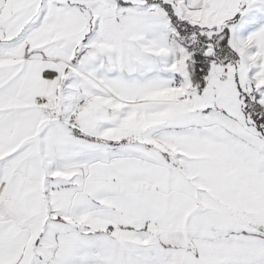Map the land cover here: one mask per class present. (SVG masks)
Masks as SVG:
<instances>
[{
	"label": "snow or ice",
	"instance_id": "1",
	"mask_svg": "<svg viewBox=\"0 0 264 264\" xmlns=\"http://www.w3.org/2000/svg\"><path fill=\"white\" fill-rule=\"evenodd\" d=\"M0 264H264V0H0Z\"/></svg>",
	"mask_w": 264,
	"mask_h": 264
}]
</instances>
